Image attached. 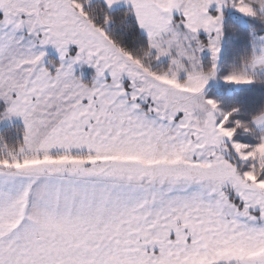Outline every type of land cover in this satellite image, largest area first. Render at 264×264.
<instances>
[{"label":"snow or ice","instance_id":"obj_1","mask_svg":"<svg viewBox=\"0 0 264 264\" xmlns=\"http://www.w3.org/2000/svg\"><path fill=\"white\" fill-rule=\"evenodd\" d=\"M0 264H264V0H0Z\"/></svg>","mask_w":264,"mask_h":264}]
</instances>
